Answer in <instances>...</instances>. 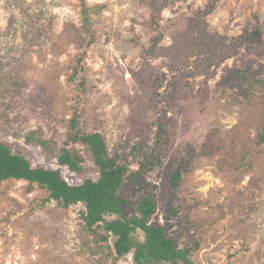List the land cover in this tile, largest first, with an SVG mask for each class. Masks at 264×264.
<instances>
[{
	"label": "rangeland",
	"instance_id": "1",
	"mask_svg": "<svg viewBox=\"0 0 264 264\" xmlns=\"http://www.w3.org/2000/svg\"><path fill=\"white\" fill-rule=\"evenodd\" d=\"M84 10L94 43L84 57L80 128L100 133L110 155L121 153V163L130 147L151 142L154 97L146 93L171 62L181 22L191 20L192 28L198 19L205 36L239 39L235 55L212 67L210 77H187L185 95L155 110L168 145L160 164L120 194L131 214L152 193L151 222L166 227L177 247H187L195 264H264V142L258 143L256 128L262 116L254 117L252 107L261 91L247 81H264V0H0V141L33 167L57 169L61 149L78 150L81 174L61 169L72 185L98 177L90 155L66 140L76 102L71 61L78 52L67 34L71 25L84 31ZM150 68L156 73L149 72L147 84ZM27 135L45 148L25 144ZM27 186L0 183V264H114L107 250L91 255L81 205L61 209L46 203L36 184L29 192ZM135 237L142 241V232ZM116 264H134L132 255Z\"/></svg>",
	"mask_w": 264,
	"mask_h": 264
},
{
	"label": "trees",
	"instance_id": "2",
	"mask_svg": "<svg viewBox=\"0 0 264 264\" xmlns=\"http://www.w3.org/2000/svg\"><path fill=\"white\" fill-rule=\"evenodd\" d=\"M105 6H98L96 10ZM160 9L156 10L159 13ZM84 17V31L72 27L68 31L71 42L77 44L78 52L71 61L73 73L69 76L70 90L76 102L73 103L72 117L68 120L67 142L80 145L83 152L90 155L93 165L98 170L97 179H86L81 184L72 185L63 177L61 169L70 173L81 174V165L84 158L78 150L61 149L55 157L57 169L46 166L33 167L30 160L15 152L7 143L0 141V183L4 181H24L28 184L27 192L36 184L47 197L45 202H53L61 209H68L73 205H81L80 217L85 229L92 236L94 247L90 248L91 255L96 256L106 251L114 264L126 255L131 254L134 264H195L188 256L187 247L179 248L173 238L165 234L166 227L152 223L151 219L156 212L155 196L150 193L141 197L131 214H126L124 207L126 200L121 197L120 191L127 186L137 185L141 179L160 164L162 149L168 145L167 134L161 125V115L155 111L161 103L176 100L185 95L182 86L187 77L204 74L211 76V68L235 55L239 39L222 40L219 36H205L204 24L198 19L181 22V26L172 35L174 45L170 48L171 62L164 66L156 85L151 86L147 97L152 94L154 99L148 105V112L155 119V130L151 142L141 141L130 147L126 153L127 160L120 162V154L115 151L110 155L103 136L98 132L86 133L80 128V115L83 110L80 98L85 94L84 57L88 48L94 43L93 34L88 31L87 10L82 11ZM202 26V28H201ZM258 35V34H257ZM187 37V38H186ZM188 39V41H187ZM255 42V40H253ZM258 50L260 46H258ZM144 50V49H143ZM145 56L151 57V50L143 51ZM149 61L147 60V65ZM149 68V67H148ZM150 70L144 73V79L150 84ZM249 88L256 85L260 92V101L253 104L254 117H261V123L256 128L258 143L264 142V81L247 78ZM148 88V86H147ZM146 88V89H147ZM254 88V87H253ZM253 110V108H252ZM248 112H246V116ZM245 116V114H244ZM243 116V118H244ZM25 144H37L45 148L43 141L27 135ZM180 172L171 177V186L177 188ZM142 232L143 240L139 241L135 234ZM87 244V243H86ZM84 244L85 246H87ZM201 264V263H200Z\"/></svg>",
	"mask_w": 264,
	"mask_h": 264
}]
</instances>
